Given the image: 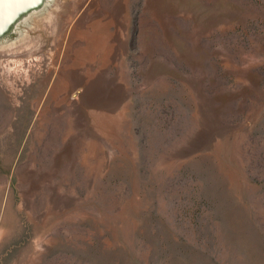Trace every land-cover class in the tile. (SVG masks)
I'll list each match as a JSON object with an SVG mask.
<instances>
[{
  "label": "rangeland",
  "instance_id": "rangeland-1",
  "mask_svg": "<svg viewBox=\"0 0 264 264\" xmlns=\"http://www.w3.org/2000/svg\"><path fill=\"white\" fill-rule=\"evenodd\" d=\"M0 264H264V0H43L0 35Z\"/></svg>",
  "mask_w": 264,
  "mask_h": 264
},
{
  "label": "bare ground",
  "instance_id": "bare-ground-1",
  "mask_svg": "<svg viewBox=\"0 0 264 264\" xmlns=\"http://www.w3.org/2000/svg\"><path fill=\"white\" fill-rule=\"evenodd\" d=\"M43 0H0V35L9 32L16 24L37 10Z\"/></svg>",
  "mask_w": 264,
  "mask_h": 264
}]
</instances>
